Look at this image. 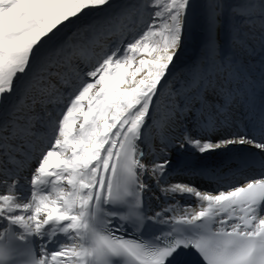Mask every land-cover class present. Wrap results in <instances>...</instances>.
I'll return each instance as SVG.
<instances>
[{
  "label": "snow or ice",
  "instance_id": "1",
  "mask_svg": "<svg viewBox=\"0 0 264 264\" xmlns=\"http://www.w3.org/2000/svg\"><path fill=\"white\" fill-rule=\"evenodd\" d=\"M113 6L112 0H0V98L13 92L14 80L23 81L18 102L0 107V166L19 171L39 156L26 201L12 192L15 179L9 194H0V221L7 225L0 231V264H13L20 254L13 238L30 243L29 237L44 239L57 232L71 243L50 254L42 246L40 256L29 247L25 264H176V257L190 250L204 264H264V175L218 194L185 183L167 188L160 183L173 150L186 146L200 154L229 146L264 153V95L259 105L256 96L257 88L264 94V72L253 80L242 60L259 54L264 67V0L237 5L207 0L206 59L175 90L167 75L197 22L198 0H136L115 15L86 20ZM224 15L230 20L229 55L221 54L217 39ZM132 17H141L143 28L126 44L120 40L122 54L119 46L94 51L101 37L113 34L117 21ZM71 27L76 31L63 40ZM54 78L73 93L58 121L47 107L63 95ZM209 91L215 103L209 102ZM240 105L251 118L249 133L229 131ZM153 126L160 159L149 164L138 141ZM177 129H182L179 134ZM242 163L264 169V156ZM145 173L165 194L197 197L200 208L148 215L143 210ZM187 174L223 179L205 169ZM105 205L125 211H104ZM147 222L162 226L150 239L142 235ZM128 227L136 238L116 234Z\"/></svg>",
  "mask_w": 264,
  "mask_h": 264
},
{
  "label": "bare ground",
  "instance_id": "2",
  "mask_svg": "<svg viewBox=\"0 0 264 264\" xmlns=\"http://www.w3.org/2000/svg\"><path fill=\"white\" fill-rule=\"evenodd\" d=\"M204 6L200 8L197 22L190 33L184 49L180 52L178 59L174 62L175 66L171 67V72L167 75V80L172 84L173 90L179 87L180 81L186 78L187 73L191 68L206 59L205 43L207 32L204 21ZM221 37L220 27L218 26L217 39L220 44V50L224 49L225 54L227 55L232 54V49L228 45V41L225 42ZM94 51L96 52L95 49ZM242 60L247 66L252 79L259 80L261 73L264 72V67L261 66V60L254 62L251 59L244 58ZM92 62L95 63V59H93ZM262 95L264 94H262L261 90L257 88L256 96L258 105ZM18 100L19 99H15L14 103L18 102ZM5 103L1 104L0 107H4ZM59 103L60 102L58 100L56 105ZM163 105L164 100L162 99L161 111H163ZM243 110V117L247 121V127H242L240 131L239 129H235V131H230L229 129L230 132L244 134L251 131V118L244 106ZM148 123L151 124L152 121L149 120ZM181 130L182 129H177V134H179ZM157 134L158 129L155 126L150 129L146 128L145 136L142 138V141H138L142 150L146 152L145 162L149 164H151L154 159H160V157L156 155L155 151L159 143ZM45 146L50 147L48 141L45 142ZM149 149L153 150L151 154H147ZM262 156H264V153H261L259 149H255L252 146H229L226 149H217L214 152L206 154H200L192 147L186 146L184 149L173 150L170 156L171 166L167 170L166 175L161 177L160 183L164 188L170 187L176 183H185L189 186L196 187L200 191L218 194L221 190H230L232 186H237L243 181L251 178H260L264 175V169H261L258 164H249L248 166H244L242 163L244 160H259ZM35 160L36 158L31 160L30 164L26 168L19 171H17V169L12 165H7L6 168L5 166H0V179H2L0 182L5 180L7 177L10 181L9 183H11L12 179L17 180L20 188H22V186L24 187L25 184L30 185V176L34 169L33 164L35 163ZM203 169L207 170L209 173L222 176L223 179L216 183L215 180H210L207 176H190L187 174L193 170ZM3 175H5V177H3ZM143 180L148 185V189L143 194V199L149 215H154L156 212H162L163 215L167 217L173 215L174 213H182L188 206L192 209H199L201 206V201L191 194H165L162 191L161 186L157 185L156 181L149 173L144 174ZM18 192L26 194L27 191L16 190V193ZM30 192H28V196L25 198V201L30 197ZM109 207L110 205L103 206L104 211H109ZM166 208H171L173 211L165 212L164 209ZM4 227H7V225L3 221H0V231H2ZM13 229L17 232V234L21 231L18 227ZM49 230H51L50 226ZM29 241L30 243L27 244L33 248L36 256H40L42 246H44L50 254L52 251L58 250L61 244L71 243V241H69L64 234L59 232H57L53 237L45 236L44 239H41L40 237H29Z\"/></svg>",
  "mask_w": 264,
  "mask_h": 264
},
{
  "label": "rangeland",
  "instance_id": "3",
  "mask_svg": "<svg viewBox=\"0 0 264 264\" xmlns=\"http://www.w3.org/2000/svg\"><path fill=\"white\" fill-rule=\"evenodd\" d=\"M134 2H136V0H112V3L114 5L112 9H109L105 12L90 13L89 16L86 18V20L91 21V22H94L97 20H102L106 16H108L109 14L115 15L116 13H118L120 11L121 7L130 5ZM206 2H207V0H198V4L200 5V8L203 7ZM222 2H224L226 4L237 5V4L241 3L242 0H222ZM141 19H142L141 17H132V18L117 21V28L113 32V34L106 36V37H101L99 39V42H97V44L94 48L96 50V52L99 53L102 49L110 52L111 50H114V48L116 46H119L121 48V54H122L126 42L128 40H131L134 35L138 36L139 32L143 28V24L141 22ZM129 23H132V24L130 25ZM229 23H230V20H229L228 16L224 15L221 17V23H220L219 27H220V31H221V35H222L221 38L225 42L228 41V45L230 46V43H229V40H230ZM75 31H76V27H71L70 29H66L64 36H63V40H67V38L69 36H72L73 32H75ZM121 39H123L125 41V44L120 43ZM63 40L61 41V43L63 42ZM231 53H233V49H232ZM221 54L227 55V54H225L224 49L221 50ZM244 58L245 59H251V60H253V62L260 60L259 54L255 55V56L248 55V56L242 57V59H244ZM83 79L87 82H94L91 78L86 77V76ZM22 82L23 81L20 79L14 80L13 92L11 94L6 93L2 98H0V106H1V104L6 102L4 106L10 108L11 105L14 103L15 99L20 98V86H21ZM52 82H53V84L56 85V87H59L61 89V91L63 92V95L59 98L60 103L58 105H48L47 106L48 110L53 112L55 119L58 121L61 118L62 113L66 110V107L68 106L69 101L73 98V93L67 87V85L61 84L58 81V79L54 78ZM75 83L79 84V81H76ZM208 94H209V102L215 103L216 97L214 96V94L211 91H209ZM58 106H59V108H58ZM37 112L41 113V109L39 106L37 107ZM243 113H244V110H243L242 105L238 106L235 109V116H234L235 124H234L232 129L230 128V131L231 130L235 131V129L236 130L239 129V131H240L242 127H245V126L247 127V121L243 117ZM187 126L191 129V131L194 134H196L195 128H192L191 125H187ZM46 147H48V146H46ZM49 150H50V147H49ZM38 159H39V156L36 157V160H35L36 163L33 164L34 168L37 166ZM0 180H2V179H0ZM220 180L221 179L215 180V182L218 183V182H220ZM3 181L0 182V186H1L0 187V194H9V189H10L11 183L5 185L3 183ZM17 189L18 188L15 187V189H12V192L14 194H16ZM25 189L27 192H30L31 187H29L27 185ZM16 195L18 196V194H16ZM19 198L22 202V201H25L26 196L21 194V196Z\"/></svg>",
  "mask_w": 264,
  "mask_h": 264
}]
</instances>
